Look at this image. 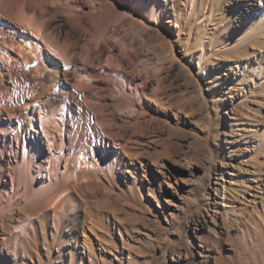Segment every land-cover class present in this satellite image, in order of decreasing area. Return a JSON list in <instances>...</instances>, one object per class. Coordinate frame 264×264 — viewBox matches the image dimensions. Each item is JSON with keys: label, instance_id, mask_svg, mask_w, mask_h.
<instances>
[{"label": "rangeland", "instance_id": "rangeland-1", "mask_svg": "<svg viewBox=\"0 0 264 264\" xmlns=\"http://www.w3.org/2000/svg\"><path fill=\"white\" fill-rule=\"evenodd\" d=\"M129 3L79 0L80 28L67 26L86 43L105 31L113 46L105 77L124 95L114 110L136 167L112 190L84 192L107 221L81 212L75 239L95 255L76 264H264V0H159L158 20L135 5L122 14ZM4 178L0 264H60L66 228L52 215L26 219L14 250L19 212Z\"/></svg>", "mask_w": 264, "mask_h": 264}, {"label": "bare ground", "instance_id": "bare-ground-1", "mask_svg": "<svg viewBox=\"0 0 264 264\" xmlns=\"http://www.w3.org/2000/svg\"><path fill=\"white\" fill-rule=\"evenodd\" d=\"M78 3L0 0V179L5 176L7 200L17 204L19 212L7 235L14 234L18 252L25 220L42 223L54 216L66 228L60 264L81 263L95 255L79 247L75 239L81 212L90 224L107 221L104 215L93 216L94 208L83 198L89 184L112 190L119 174L136 168L130 155L125 156L128 149L120 142L123 132L114 110L126 105L124 95L121 90L110 91L105 77L104 62L116 59L106 32L91 43L68 34L67 26L79 29L81 25V16L75 13ZM134 5L146 17L158 20L162 16L159 0L120 5L121 13L136 16ZM64 14L74 17L65 23L61 21ZM125 81L131 90V80ZM92 169L93 178L87 175ZM36 206V213L26 208Z\"/></svg>", "mask_w": 264, "mask_h": 264}]
</instances>
